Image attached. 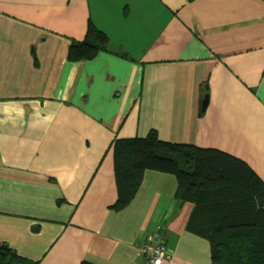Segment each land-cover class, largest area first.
Wrapping results in <instances>:
<instances>
[{
  "label": "crops",
  "instance_id": "obj_1",
  "mask_svg": "<svg viewBox=\"0 0 264 264\" xmlns=\"http://www.w3.org/2000/svg\"><path fill=\"white\" fill-rule=\"evenodd\" d=\"M89 22L109 52L70 62ZM150 131L264 182V0H0V247L41 264H147L162 230L163 264H212L172 175L145 171L111 209V147Z\"/></svg>",
  "mask_w": 264,
  "mask_h": 264
},
{
  "label": "trees",
  "instance_id": "obj_2",
  "mask_svg": "<svg viewBox=\"0 0 264 264\" xmlns=\"http://www.w3.org/2000/svg\"><path fill=\"white\" fill-rule=\"evenodd\" d=\"M108 44L105 33L89 22L83 41L71 44L68 59L92 60L109 52ZM111 149L117 188L112 210L121 211L133 200L145 171L170 174L177 199L193 206L186 232L207 242L212 264H264V182L245 162L219 150L164 142L155 131L116 140ZM0 264L41 263L2 246Z\"/></svg>",
  "mask_w": 264,
  "mask_h": 264
},
{
  "label": "built area",
  "instance_id": "obj_3",
  "mask_svg": "<svg viewBox=\"0 0 264 264\" xmlns=\"http://www.w3.org/2000/svg\"><path fill=\"white\" fill-rule=\"evenodd\" d=\"M143 252L147 264H163L169 258L164 245V234L162 230H158L146 237Z\"/></svg>",
  "mask_w": 264,
  "mask_h": 264
},
{
  "label": "water",
  "instance_id": "obj_4",
  "mask_svg": "<svg viewBox=\"0 0 264 264\" xmlns=\"http://www.w3.org/2000/svg\"><path fill=\"white\" fill-rule=\"evenodd\" d=\"M206 102H207V96L205 97V99H204V101H203V107H204V108H205Z\"/></svg>",
  "mask_w": 264,
  "mask_h": 264
}]
</instances>
